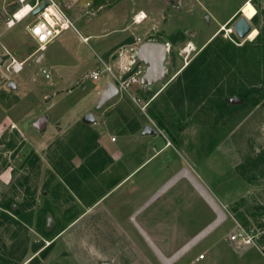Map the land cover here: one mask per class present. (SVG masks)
<instances>
[{"label": "rangeland", "instance_id": "1", "mask_svg": "<svg viewBox=\"0 0 264 264\" xmlns=\"http://www.w3.org/2000/svg\"><path fill=\"white\" fill-rule=\"evenodd\" d=\"M11 1L0 0V264H170L165 258L173 253L164 252L161 261L134 226L133 196L147 178L124 167L135 148L144 152L161 142L180 158L187 153L186 163L214 189L226 212L224 223L201 247L171 264H264V235L238 252L227 246L228 234L237 227L264 228V158L254 161L264 151V0H250L255 13L248 22L256 34L243 39L229 29L244 15L240 9L246 0H57L71 7L68 14L83 27L96 18L91 13L99 6V17L114 10L112 28L129 23L132 11L145 10L149 21L136 24L134 32L143 40L169 44L164 81L134 84L104 105L109 86L102 95L95 87L108 75L83 80L85 91L78 84L70 91L56 90L50 84L54 77L41 73L42 52L17 59L22 68L13 72L5 49L23 54L39 44L27 33L36 17L7 27L16 8ZM217 30L211 51L220 56L223 42L236 49L218 62L208 58L198 83L186 88L182 70ZM66 40L74 50L85 47L70 29L44 53L61 52ZM133 47L123 53L126 66L134 61ZM138 69L145 66H131L122 77ZM87 114L96 122L85 121ZM147 126L154 138L141 134ZM105 137L115 138L122 156L106 154ZM215 241L224 247L211 253L209 244Z\"/></svg>", "mask_w": 264, "mask_h": 264}, {"label": "crops", "instance_id": "2", "mask_svg": "<svg viewBox=\"0 0 264 264\" xmlns=\"http://www.w3.org/2000/svg\"><path fill=\"white\" fill-rule=\"evenodd\" d=\"M34 1L12 0L11 3L16 4L12 15L24 4L33 5ZM55 2L60 6L57 0ZM60 8L71 21L72 27L61 31L44 45H40L30 36L39 44L35 50L27 49L23 50V54H19L9 47L5 49V52L10 54L16 63H19L21 58L28 60L32 55L42 52L39 57V64L44 63V66H40V70H45L48 73V80L54 77V82L50 84L55 86L56 90L69 89L70 91L72 86L74 88L82 87L85 79L98 81L102 75H108L102 86L95 87L96 93L100 91V95H102L108 86L116 83L115 79L124 72V67L131 65L132 62L128 66L124 64L125 56L123 53L127 50L126 48L134 45L137 38H140L142 42L147 41L143 40L141 34L134 32L136 24L133 22V17L142 12L146 16L142 22L145 24L149 21V15L145 10H134L129 23L112 28L110 27L112 23L117 24L109 17L112 16L114 10L103 11L99 17L96 15L102 8L99 6L97 9H93L91 13L96 18L90 20L89 24L83 27L76 23V18L68 14L71 7L65 5V7L60 6ZM227 22L228 18L221 27H224ZM70 29L78 35L80 42L85 46L83 49L74 50L66 40L63 46L61 45L63 48L61 52L50 49L46 54L44 53L48 50V45L60 40L63 34L69 32ZM218 31L214 32L206 42L198 47L206 45ZM71 35L72 33L67 38L69 39ZM9 42L14 41L9 38ZM9 42L7 41L6 44H10ZM19 46L23 49L22 45L19 44ZM120 53L122 56L119 58L117 55ZM105 66L110 68L111 73L103 71ZM84 68L87 70L86 72L83 71ZM95 70L102 72L97 80H92L89 74ZM76 84L78 86L75 87ZM85 90L82 87V91ZM154 134L150 136L154 138ZM111 138L114 137H105L102 140V147L107 152L106 154L111 158H115L119 153L122 156V148L116 147L114 142L117 141H111ZM124 139L131 141L128 138ZM186 155L185 152L184 154L181 153V158L178 157L169 148V143L164 146L161 142V144H157L156 148H147L144 152L135 148L131 156L124 159L126 160L124 167L127 171L136 172V176L142 174L141 176L147 178L146 186L140 190L139 194L136 195L135 193L133 196L132 206L134 210L131 219L134 226L154 253L159 252L163 258H165L164 252L173 253L169 258H165L170 264L181 255L201 247L204 239L226 220V212L219 206L220 198L211 186L200 181V174L186 163ZM220 242L215 241L214 244H209L211 246L209 251L216 253L222 249L224 246ZM227 246L232 249L228 242ZM194 259V262L199 261L195 257Z\"/></svg>", "mask_w": 264, "mask_h": 264}, {"label": "built area", "instance_id": "3", "mask_svg": "<svg viewBox=\"0 0 264 264\" xmlns=\"http://www.w3.org/2000/svg\"><path fill=\"white\" fill-rule=\"evenodd\" d=\"M44 1H46L48 5L37 16H34L36 17L34 23H32L30 26H27L28 33L40 45L46 44L53 37L58 35L61 31L72 27L71 21L62 11L58 3L55 2V0H35L33 5L24 4L20 9H22L23 7H28V10L23 18H25L28 15H32V12ZM14 15H12V17L6 22L8 28L14 26L15 22H17V20L13 18ZM145 17L146 16L142 12H139L133 17V22L135 24H140L141 22H143ZM229 32L232 33L233 32L232 29H229ZM144 42H142L140 38H137L135 40L136 47L133 48L135 50V53L138 47ZM165 44H166V48L169 49V44L168 43ZM132 64L134 66V61H132L130 66L124 67V72L129 71ZM10 66L13 72H16V66H18L19 70H17V72H19L22 68V62L16 63L14 60H12ZM103 71L111 73L110 68L106 66L104 67ZM144 71L145 69L144 70L138 69L127 78L122 77L123 73L120 76H118L115 79L117 83L118 91L125 90L134 84L140 83V79ZM101 72L102 71L99 70L92 71L89 74V77L92 80H97ZM41 73L45 76V78L49 77L48 73L45 70H41ZM114 140L115 138H111V141ZM262 235H264V228L257 230L256 228H250V227L247 228L237 227L230 234H228L227 241L232 247V249L238 252L241 249L255 246L259 240V237H261ZM202 258L203 256L200 255L196 258V260H200Z\"/></svg>", "mask_w": 264, "mask_h": 264}, {"label": "water", "instance_id": "4", "mask_svg": "<svg viewBox=\"0 0 264 264\" xmlns=\"http://www.w3.org/2000/svg\"><path fill=\"white\" fill-rule=\"evenodd\" d=\"M47 5L48 3L46 1L42 2L32 12V15L37 16ZM231 29L239 39H243L251 31V26L248 19L242 16L235 21ZM167 52L168 49L166 48V44L160 42L146 41L138 47L134 54V66L138 64H143L145 66V71L141 76L140 84L149 86L164 81L167 70L165 66ZM14 86L15 85L12 82L8 84L9 88H13ZM118 92L117 87L110 85L102 96L101 105L114 99L118 95ZM233 101L238 103L240 102V99L235 98ZM85 121L95 123V118L92 114H87L85 116ZM154 133V129L150 126H147L142 130V135H153Z\"/></svg>", "mask_w": 264, "mask_h": 264}, {"label": "trees", "instance_id": "5", "mask_svg": "<svg viewBox=\"0 0 264 264\" xmlns=\"http://www.w3.org/2000/svg\"><path fill=\"white\" fill-rule=\"evenodd\" d=\"M259 35V34H258ZM257 41L259 44H261L263 41L260 39L259 36L256 37ZM217 42V38L214 37L201 51L200 53L196 56L195 59H193V61H191L181 72L182 77H184V79L186 80L185 86L186 88H188L189 85H192L193 83H198V79H199V75L201 73V71H203L206 68V63L208 58L212 59L214 62H218L220 60V57L222 55H224V58L227 57L229 54V51H234L236 48L233 47L232 45H228L227 43H224V51L220 56L215 55L212 51L211 48L212 46ZM231 53V52H230ZM213 55V56H212ZM178 78V85L181 84V78ZM192 77V78H191ZM179 93L182 95V93H184V90L179 89ZM186 90V89H185ZM264 90V88H263ZM187 91H189V89H187ZM257 92H262L261 89H257ZM261 158H264V151H261L259 153V155L256 156V160L257 161Z\"/></svg>", "mask_w": 264, "mask_h": 264}, {"label": "bare ground", "instance_id": "6", "mask_svg": "<svg viewBox=\"0 0 264 264\" xmlns=\"http://www.w3.org/2000/svg\"><path fill=\"white\" fill-rule=\"evenodd\" d=\"M250 2H251L250 0H246L243 3V6L240 9L241 12L245 15V16L244 15L243 16L246 17L248 20L251 19L253 17L254 13H255V11L252 8ZM27 10H28V7H23L22 9L16 11L15 15L13 16V18L15 20H17V21H20L24 17V15L26 14ZM221 30H226V27H221ZM255 34L256 33L254 31L253 32H250L249 35H248V38H253L255 36ZM41 49H44V48H41ZM17 70H19V67L18 66H16V72H17ZM155 253H156V255L158 256V258L161 261H165V259L163 258V256L159 252L156 251Z\"/></svg>", "mask_w": 264, "mask_h": 264}, {"label": "snow or ice", "instance_id": "7", "mask_svg": "<svg viewBox=\"0 0 264 264\" xmlns=\"http://www.w3.org/2000/svg\"><path fill=\"white\" fill-rule=\"evenodd\" d=\"M254 35V34H253ZM189 47H192L191 45H189Z\"/></svg>", "mask_w": 264, "mask_h": 264}]
</instances>
